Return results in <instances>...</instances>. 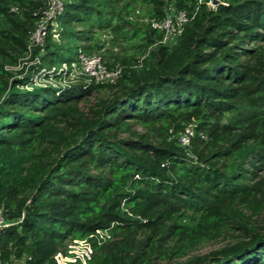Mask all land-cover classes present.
<instances>
[{
	"label": "trees",
	"instance_id": "16d2710c",
	"mask_svg": "<svg viewBox=\"0 0 264 264\" xmlns=\"http://www.w3.org/2000/svg\"><path fill=\"white\" fill-rule=\"evenodd\" d=\"M47 1L0 0V263L264 264V0H60L36 45ZM107 35L113 82H34Z\"/></svg>",
	"mask_w": 264,
	"mask_h": 264
},
{
	"label": "built area",
	"instance_id": "2783aa9c",
	"mask_svg": "<svg viewBox=\"0 0 264 264\" xmlns=\"http://www.w3.org/2000/svg\"><path fill=\"white\" fill-rule=\"evenodd\" d=\"M62 10L63 6L60 0L47 1V9L43 13V20L31 36V43L36 45L41 44L47 31L48 23L51 22L56 15H59ZM189 20L187 12L172 11L162 22L153 23V27L162 31L163 38L161 43L169 44L182 34ZM119 72V68L108 69L101 56L97 54L86 55L79 53L76 63L71 64L70 67L63 65L60 70L56 72L55 76H59L58 81L54 80L53 75H51L53 74L52 71L40 74L38 77L45 79V83L51 80L52 82L48 83L50 86L65 88L80 78H85L88 81L94 80L95 82H113L117 78ZM47 75H51L50 78L46 79L45 76ZM191 135V130L186 129L185 133L179 136L180 145H188ZM136 178L138 177L136 176ZM8 225L9 224L4 219L3 211L0 208V234ZM96 233L99 237L108 238L107 232L97 231ZM92 254V246L88 240H72L68 242L65 251H60L55 254L53 261L54 264H88Z\"/></svg>",
	"mask_w": 264,
	"mask_h": 264
},
{
	"label": "rangeland",
	"instance_id": "374dc122",
	"mask_svg": "<svg viewBox=\"0 0 264 264\" xmlns=\"http://www.w3.org/2000/svg\"><path fill=\"white\" fill-rule=\"evenodd\" d=\"M110 36L107 35L104 37V40H105V50H103L101 53H99L98 55L101 56V58H104V64L106 65V63H114V65L118 66L119 63L116 62V59H115V56L117 53H119L121 51V48L119 46V43L115 44H111L110 42ZM119 46V47H118ZM76 51L77 49L73 48L71 52H69L67 55L68 56H72V57H75L76 55ZM29 63V62H28ZM34 82H38L42 87L44 86H47L49 82H52L51 80H49L47 83L45 79H41L40 77L38 76H33L32 77ZM83 80H86L85 78H80V80L78 79L77 81H75L74 83H79V82H82ZM216 246H218L217 244H210L206 247H203L201 251H208L212 248H215Z\"/></svg>",
	"mask_w": 264,
	"mask_h": 264
},
{
	"label": "water",
	"instance_id": "95a60500",
	"mask_svg": "<svg viewBox=\"0 0 264 264\" xmlns=\"http://www.w3.org/2000/svg\"><path fill=\"white\" fill-rule=\"evenodd\" d=\"M219 4H220V2L218 0H210V2H209L210 7H212V8L216 7Z\"/></svg>",
	"mask_w": 264,
	"mask_h": 264
}]
</instances>
